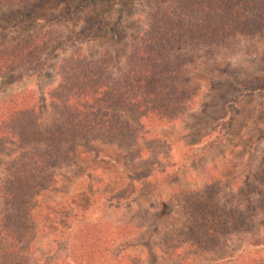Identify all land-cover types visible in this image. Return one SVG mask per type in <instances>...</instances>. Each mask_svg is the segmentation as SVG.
<instances>
[{
	"label": "rangeland",
	"instance_id": "1",
	"mask_svg": "<svg viewBox=\"0 0 264 264\" xmlns=\"http://www.w3.org/2000/svg\"><path fill=\"white\" fill-rule=\"evenodd\" d=\"M117 1L121 4L109 11L91 0H36L25 7L0 8V46L49 38L37 61L0 79V101L24 92L32 95L45 124L52 118L49 94L59 82L64 59L76 53L90 57L109 52L110 65L120 67L134 36L148 29L150 5L163 3ZM259 1L264 6V0ZM191 54L179 53L184 59L179 78L186 87L199 90L182 117L143 132L133 149L81 142L75 160L58 170L55 182L36 190L38 195L25 211L24 232L31 243L25 264L68 263L81 227L122 225L136 214L144 217V227L130 236L125 251L144 264H161L159 242L187 223L174 193L202 188L208 173L216 169L222 173L218 199L224 206L253 208L248 201L262 202L254 176L264 163V32L218 48L214 55ZM16 151L14 141L0 139V188L5 164ZM221 248L193 262L264 260V213L256 214L252 231L228 236Z\"/></svg>",
	"mask_w": 264,
	"mask_h": 264
},
{
	"label": "trees",
	"instance_id": "2",
	"mask_svg": "<svg viewBox=\"0 0 264 264\" xmlns=\"http://www.w3.org/2000/svg\"><path fill=\"white\" fill-rule=\"evenodd\" d=\"M35 1L0 0V8L25 7ZM91 1L102 4L106 11L121 4L117 0ZM160 1L163 5H150L148 29L134 36L120 67L110 65L109 52H95L90 57L76 53L62 61L59 82L49 94V122H41L38 104L28 93L0 101V139H11L17 150L16 157L5 164L6 177L0 188V215H5L0 216V264L29 260L26 207L38 195L36 190L55 182L58 170L75 160L81 142L101 141L133 149L143 132L154 125L172 124L184 115L199 86L188 88L179 78L184 63L179 53L191 50L192 56L214 55L218 48L264 32V6L259 0ZM47 39L46 35L0 46V79L37 61L45 52L42 45ZM261 165L263 169L254 177L263 199L248 201L254 203L253 208H229L220 202L222 173L217 169L208 173L202 188L176 191L175 201L187 223L159 242L161 264H195L199 255L222 249L228 236L252 231L256 214L264 213V163ZM16 211L20 215H14ZM134 216L122 225L81 227L72 241L70 262L56 264H144L125 251L130 236L139 235L144 227V217ZM231 264H264V260L245 258Z\"/></svg>",
	"mask_w": 264,
	"mask_h": 264
}]
</instances>
